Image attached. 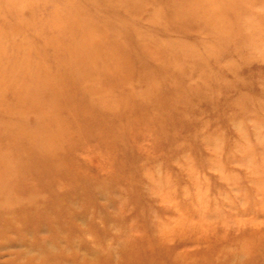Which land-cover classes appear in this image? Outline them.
Segmentation results:
<instances>
[{
    "label": "rangeland",
    "instance_id": "rangeland-1",
    "mask_svg": "<svg viewBox=\"0 0 264 264\" xmlns=\"http://www.w3.org/2000/svg\"><path fill=\"white\" fill-rule=\"evenodd\" d=\"M264 264V0H0V264Z\"/></svg>",
    "mask_w": 264,
    "mask_h": 264
},
{
    "label": "bare ground",
    "instance_id": "bare-ground-1",
    "mask_svg": "<svg viewBox=\"0 0 264 264\" xmlns=\"http://www.w3.org/2000/svg\"><path fill=\"white\" fill-rule=\"evenodd\" d=\"M17 264V263H16Z\"/></svg>",
    "mask_w": 264,
    "mask_h": 264
}]
</instances>
